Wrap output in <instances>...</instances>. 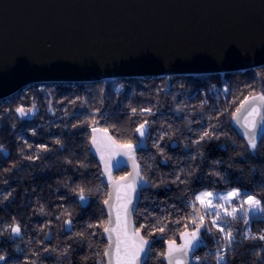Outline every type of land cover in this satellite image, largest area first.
Masks as SVG:
<instances>
[{"label": "trees", "instance_id": "1", "mask_svg": "<svg viewBox=\"0 0 264 264\" xmlns=\"http://www.w3.org/2000/svg\"><path fill=\"white\" fill-rule=\"evenodd\" d=\"M257 95H264V67L202 78L31 84L1 99L0 255L6 260L0 264H104L108 182L91 152L94 128L116 146H137L143 188L133 219L151 243L144 264H165L169 241L176 245L190 232L204 211L197 194L238 189L264 202V129L252 150L230 123L241 103ZM141 124L143 137L136 131ZM251 218L252 235L262 234L264 214ZM225 220L238 227L227 264H264V241L245 238V215ZM13 225L20 238L10 235ZM204 229L196 253L214 249L216 233ZM194 264H215V255Z\"/></svg>", "mask_w": 264, "mask_h": 264}, {"label": "water", "instance_id": "2", "mask_svg": "<svg viewBox=\"0 0 264 264\" xmlns=\"http://www.w3.org/2000/svg\"><path fill=\"white\" fill-rule=\"evenodd\" d=\"M262 67L264 0H0V100L31 84L239 75ZM259 96L244 100L230 120L246 142L245 126L251 128L259 117H245L252 98ZM254 103L264 112V102ZM15 112L20 120L26 116ZM34 113L31 108L27 114ZM262 133L263 129L257 139ZM99 140L108 149L109 142ZM121 150L127 149H110L112 165L127 172L107 183L105 200L111 193V227L116 229L111 235L113 242L119 239L123 258L125 250L129 256L134 251L133 216L143 181L135 150L124 157ZM129 198L134 211L125 230L123 218L120 224L115 221ZM102 207L109 227V206L103 202ZM102 234L108 251V234ZM10 235L21 237L11 231ZM194 252L186 259L174 253L173 264L176 259L192 264ZM149 253L137 264H144ZM103 261L110 264L108 256L103 255ZM111 264H116L115 257Z\"/></svg>", "mask_w": 264, "mask_h": 264}, {"label": "snow or ice", "instance_id": "3", "mask_svg": "<svg viewBox=\"0 0 264 264\" xmlns=\"http://www.w3.org/2000/svg\"><path fill=\"white\" fill-rule=\"evenodd\" d=\"M253 104L252 107L250 108V110L247 113V116L245 117V119H247L248 117H259V119H253L252 120V126L251 128H248L247 126H245L246 130H245V136L248 138V145L252 150H255L257 148V134L261 129H264V112H262L260 110V108H258V106L254 103L256 100H259L261 102H264V95H261L259 97H253ZM18 112L21 113V115H24V111L23 109H17ZM133 111H135V109H133ZM239 111V110H237ZM137 133L143 137L145 135V126L143 124H141L137 129H136ZM93 132H96V129H93ZM208 133L205 132L204 135L201 137V139L204 138V136H207ZM93 143H95V137H93ZM127 149L128 153H132L134 151V146L131 144L125 145L124 146ZM130 158H134V157H130ZM110 174V173H109ZM137 175H139V172L137 171L136 173ZM129 187L131 188L132 191H135V187L133 185H129ZM84 189L83 188H79L78 191V195H79V199L81 201H85L86 197L84 194ZM242 194L240 193V191L238 189H233L231 192L227 193L226 196L221 197V199H224L226 202L228 200V198H236L241 196ZM204 197H208L210 199H208L207 201L204 199ZM215 194L214 193H210V192H205V193H200L199 195L196 196V201H199L201 205H212V199L214 198ZM112 200V194L109 193V199L105 200L104 203L105 205L109 206V227H105L103 230L105 233L108 234V240H109V244H108V251H105L103 253L104 256H108L110 258V264H111V259L113 257H115L116 259V264H137V261L140 260L141 255L147 252L151 251L150 248V241L145 239L144 236L139 234V229H135L133 231V236L135 237V243L133 244V248L134 251L132 252V254L129 256V253L127 250H125L124 253V257L121 258V248H120V242L119 239H117V241L113 242L112 240V232L116 231L115 228L111 227V225L114 223V221L112 220L111 217V208L113 207V205L110 203V201ZM132 201L131 198H129L127 200L126 203H123L120 205V211L117 212V217H116V224H120L121 222V218H123V225L124 228L126 230L127 228V223H128V217L131 215V213L134 211V209L130 208L129 205H131ZM243 204H247L248 205V209L245 211V215H251L254 214L256 212L262 213L264 214V202H262L260 199H256L255 197L248 195L246 200H242L241 201V210H243ZM235 212L236 209H233L232 212H226L225 215L226 216H232L233 219H236L237 217L235 216ZM122 214V215H121ZM211 215H215L217 217H219V212L217 211H213L212 213H210ZM199 220L202 222L204 220V217L201 216L199 217ZM212 225L217 227L218 230L220 232H222L223 235V239L225 240V245L217 251L216 253V264H227V254L229 249L231 248V245L235 239L233 233L231 230L225 231L224 227L221 226L217 220H213L211 221ZM245 223H248V220H245ZM66 224H68L69 226H71V221H66ZM193 224L195 225L193 231L190 234H186L190 236V239L185 240V243L182 244L181 246L177 247L175 245L174 241H169L168 243V247L165 253H162L161 255L164 257L165 260H167V264H173V260H174V253L179 252L180 256L182 258H187L189 257L197 247H199L201 241L198 237V233L200 231L201 228V224H197L196 220H193ZM100 227H102L103 225H99ZM11 227V232L14 235H19L20 234V227L19 225H13L10 226ZM89 227H92L91 225H89ZM144 225H140V228H144ZM155 227V225L153 226ZM159 232L163 233L165 230V226H160L157 229ZM210 231V229H208ZM77 235H80L81 237H83V233H78ZM148 235H152V233H148ZM245 238L248 239H258L261 241H264V233L260 234V235H252L249 232L245 233ZM181 239H184V236H181ZM196 261H199L200 258L199 257H193ZM6 257L3 255H0V261H5ZM175 264H183L182 259H176L175 260Z\"/></svg>", "mask_w": 264, "mask_h": 264}, {"label": "built area", "instance_id": "4", "mask_svg": "<svg viewBox=\"0 0 264 264\" xmlns=\"http://www.w3.org/2000/svg\"><path fill=\"white\" fill-rule=\"evenodd\" d=\"M242 195L239 196V197H236V198H230L229 199V208H230V211L232 212L233 209H236V212H235V216L238 218L239 216L241 215H244L245 214V210L242 211L241 210V201L242 200H246L247 198V194L246 193H243V192H240ZM214 210H204L202 214H200L199 216H197V220H196V223L197 224H201V228H205L204 230L209 234L210 232H215L216 233V239H213V242H214V246L215 248L212 249V250H206L204 251L203 253H195V255L193 257H199L201 261L203 258H206L208 257V255L210 254H214L215 255V264H216V253L218 250H220L224 245H225V240L223 239V233L220 232L218 230L217 227L213 226L211 221L213 220H217V216L215 215H211L210 213H212ZM203 216L204 217V220L201 222L199 220V217ZM246 217V216H245ZM224 218H227L228 220L229 219H233L232 216H224ZM246 220H248V223L245 225V233L246 232H249L252 234V224H253V219L251 218V216L248 215V217H246ZM218 223L224 227L225 231H228V230H231L235 239L233 241L232 244H234L235 242L238 241V237H237V231H238V227L237 226H234V227H231L229 224H227V221L226 220H223V223H221L220 221H218ZM191 227H195V225L192 223ZM200 228V229H201ZM210 229V231L208 230ZM261 232L264 233V227L261 228ZM232 246V245H231ZM199 261H196L194 258H192V263H198Z\"/></svg>", "mask_w": 264, "mask_h": 264}, {"label": "flooded vegetation", "instance_id": "5", "mask_svg": "<svg viewBox=\"0 0 264 264\" xmlns=\"http://www.w3.org/2000/svg\"><path fill=\"white\" fill-rule=\"evenodd\" d=\"M93 137H95V143H93ZM99 137L100 138H103L104 140H106V141L109 142L110 149L112 147L116 149V145H114L112 143V141L109 139V137L105 133L100 132L99 134H97V131L95 133L92 131L90 142L93 145L91 147V152L93 153V155L95 156V158L98 159L99 163H101V164L104 165V168H102V172L104 173L105 178H107L108 172L110 173L109 174V177L111 178V176L113 175V173L116 170H118V168H116V167H114L112 165V156H111L110 149H109V147H108V149H106V148L103 147V145L101 144V142L99 140ZM31 138H34V136H32ZM1 141H2V137L0 138V151L3 153V155H5V152L3 150V146L4 145L2 144ZM29 146L32 147V148H34L33 143H30ZM125 154H129L127 152V150H121V157H124ZM190 233L191 232H188L187 234H190ZM200 234L201 233L199 231L198 237H199L200 241H202L201 240V237H200ZM1 236H2V234L0 232V237ZM185 237H188V239H190V236L189 235H185L184 236V239L179 240V243L176 244L177 247H179V246H181L182 244L185 243V240H187ZM197 248L195 250H197Z\"/></svg>", "mask_w": 264, "mask_h": 264}, {"label": "rangeland", "instance_id": "6", "mask_svg": "<svg viewBox=\"0 0 264 264\" xmlns=\"http://www.w3.org/2000/svg\"><path fill=\"white\" fill-rule=\"evenodd\" d=\"M195 77H204V76H195ZM164 78V77H163ZM212 87H210V89H211ZM166 89V88H165ZM164 89V90H165ZM213 89L214 88H212L211 89V91H213ZM121 147H124V146H121ZM137 146H134V150H135V154H136V148ZM136 157V156H135ZM139 165V164H138ZM140 167V166H139ZM116 172V171H115ZM113 173V175L111 176V178L109 177V172H108V174H107V181L109 182L111 179H117V178H119V177H122L123 175H125L126 174V172H127V170H126V172L122 175V176H116L115 174L116 173ZM141 180H142V174H141ZM229 192H231V191H229ZM228 192V193H229ZM201 193H205V192H201ZM211 193V192H210ZM200 194V193H199ZM199 194H197V195H199ZM215 194V197L214 198H211L212 199V205H201L200 204V202L198 201V203L204 208V210H214V211H217V212H219V217H217V219H218V221H220L221 223H223V220H225V218H224V216H226L225 215V213L226 212H231L230 211V208H229V199L230 198H228V200H227V202L224 200V199H221V197H223V196H226V194L227 193H214ZM204 199L207 201L208 199H210V198H208V197H204ZM247 199V198H246ZM243 210H247L248 209V205L247 204H243ZM244 211V212H245ZM203 213V212H202ZM201 213V214H202ZM257 213H259V212H256V213H254V214H257ZM254 214H251V215H249V216H251L252 217V215H254ZM200 215V214H199ZM198 215V216H199ZM245 215V214H244ZM246 217H248V215H245ZM195 220H197V216H196V218H195ZM198 221V220H197ZM192 223H193V221L191 222V224H190V227H189V231L190 232H192L193 231V227H191V225H192ZM185 236V235H184ZM13 237V236H12ZM16 238V237H15ZM186 239H188V237H185ZM214 248H215V246H214ZM195 253L196 252H194V254L193 255H195Z\"/></svg>", "mask_w": 264, "mask_h": 264}, {"label": "bare ground", "instance_id": "7", "mask_svg": "<svg viewBox=\"0 0 264 264\" xmlns=\"http://www.w3.org/2000/svg\"><path fill=\"white\" fill-rule=\"evenodd\" d=\"M212 88H213V87H212ZM212 88H211V89H212ZM193 256H194V255H192L191 260H192Z\"/></svg>", "mask_w": 264, "mask_h": 264}]
</instances>
